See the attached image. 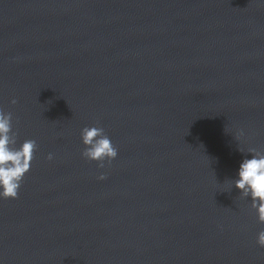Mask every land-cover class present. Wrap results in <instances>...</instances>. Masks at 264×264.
I'll return each instance as SVG.
<instances>
[{
	"label": "clouds",
	"instance_id": "1",
	"mask_svg": "<svg viewBox=\"0 0 264 264\" xmlns=\"http://www.w3.org/2000/svg\"><path fill=\"white\" fill-rule=\"evenodd\" d=\"M16 103L15 100L12 101ZM244 135L243 130L236 133L239 140ZM82 143L85 149L82 156L91 161H97L103 168L104 162L109 164L114 160L118 151L102 127H85L81 131ZM16 134L12 131V114L0 109V198L15 199L25 175L30 171L31 162L37 149L35 140H25L17 148ZM240 152H244L239 148ZM251 159L245 158L239 165L238 179L234 186L240 190L244 198L251 197V207L256 210L258 221L264 224V152L249 148ZM53 158L50 153L47 157ZM103 173L98 177L105 180ZM257 244L264 248V230L257 236Z\"/></svg>",
	"mask_w": 264,
	"mask_h": 264
}]
</instances>
